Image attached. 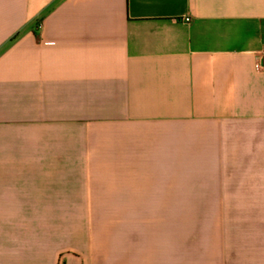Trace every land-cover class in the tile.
I'll list each match as a JSON object with an SVG mask.
<instances>
[{
	"label": "crops",
	"instance_id": "obj_1",
	"mask_svg": "<svg viewBox=\"0 0 264 264\" xmlns=\"http://www.w3.org/2000/svg\"><path fill=\"white\" fill-rule=\"evenodd\" d=\"M262 49L264 0H0V264H135V210L264 209Z\"/></svg>",
	"mask_w": 264,
	"mask_h": 264
},
{
	"label": "rangeland",
	"instance_id": "obj_2",
	"mask_svg": "<svg viewBox=\"0 0 264 264\" xmlns=\"http://www.w3.org/2000/svg\"><path fill=\"white\" fill-rule=\"evenodd\" d=\"M135 264H264V209L135 210Z\"/></svg>",
	"mask_w": 264,
	"mask_h": 264
},
{
	"label": "built area",
	"instance_id": "obj_3",
	"mask_svg": "<svg viewBox=\"0 0 264 264\" xmlns=\"http://www.w3.org/2000/svg\"><path fill=\"white\" fill-rule=\"evenodd\" d=\"M264 49L259 53L257 61H256V67L260 70H264Z\"/></svg>",
	"mask_w": 264,
	"mask_h": 264
}]
</instances>
